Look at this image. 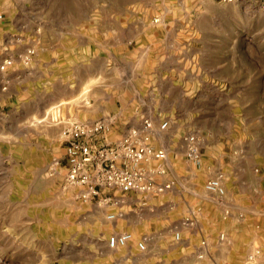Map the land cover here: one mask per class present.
I'll list each match as a JSON object with an SVG mask.
<instances>
[{
  "label": "rangeland",
  "instance_id": "374dc122",
  "mask_svg": "<svg viewBox=\"0 0 264 264\" xmlns=\"http://www.w3.org/2000/svg\"><path fill=\"white\" fill-rule=\"evenodd\" d=\"M263 5L0 0V60L17 69L0 86V264H264ZM106 118L96 144L150 118L166 153L126 213L67 182L66 127ZM117 232L133 241L109 249Z\"/></svg>",
  "mask_w": 264,
  "mask_h": 264
},
{
  "label": "built area",
  "instance_id": "2783aa9c",
  "mask_svg": "<svg viewBox=\"0 0 264 264\" xmlns=\"http://www.w3.org/2000/svg\"><path fill=\"white\" fill-rule=\"evenodd\" d=\"M4 21L5 17L0 15V22ZM33 53V50H28L25 59H30ZM13 65L12 58L0 60V72H7ZM109 123L110 119L106 118L93 124L83 122L68 124L65 129L68 142L66 153L68 184L81 189L80 197L82 199L92 201L99 198V205L106 206H115L120 203L117 197L107 194V192L118 191L123 194L157 192L156 184L147 176L143 167V164L150 160L162 161L166 157L164 150H157L151 145V132L155 127L153 121L150 118H144L139 128L129 129L121 140L114 143L96 144L95 141L104 133ZM168 126L169 122L167 121L159 127L161 130H165ZM187 141L189 143L188 155L191 158H198L196 137H188ZM122 165L127 166L123 167ZM156 172L164 173L160 163ZM170 187L171 185L167 184L161 186L160 190ZM206 189L219 197L225 195L220 178L210 180ZM118 216V214H111L108 217L110 220H114ZM176 238L180 240V234H177ZM132 241L133 235L123 232L112 235L108 244L111 249H118L126 247ZM146 243L147 238H144L139 243L140 250L146 249Z\"/></svg>",
  "mask_w": 264,
  "mask_h": 264
},
{
  "label": "crops",
  "instance_id": "0c3cea01",
  "mask_svg": "<svg viewBox=\"0 0 264 264\" xmlns=\"http://www.w3.org/2000/svg\"><path fill=\"white\" fill-rule=\"evenodd\" d=\"M15 67L16 66L10 68L5 73L0 72V86L3 84V81H5V82L9 81L10 82V80H14V78H16V75H17L16 70L17 69ZM154 140H155L154 143H155L156 147L159 148V147H163L164 146L163 145V139L159 135L158 136L156 135ZM175 173L176 174L178 173L177 170L175 171ZM175 173H174V175H176ZM107 194H112L113 196H115L118 199H120V204H119V206H117V208L120 209V210H123L125 213H126V209H128V207L131 208L133 206V204L135 203V198H133L135 196V194H133V193L123 194V193L118 192V191H112V192H107ZM114 209H116V208H114ZM117 233H123V232H117ZM107 247L109 249H111L109 247L108 241H107ZM112 250H117V249H112Z\"/></svg>",
  "mask_w": 264,
  "mask_h": 264
}]
</instances>
